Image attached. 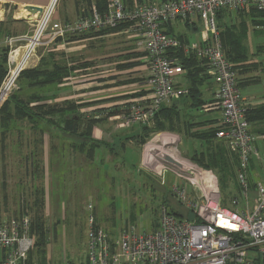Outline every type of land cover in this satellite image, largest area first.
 I'll return each instance as SVG.
<instances>
[{"label":"built area","instance_id":"built-area-1","mask_svg":"<svg viewBox=\"0 0 264 264\" xmlns=\"http://www.w3.org/2000/svg\"><path fill=\"white\" fill-rule=\"evenodd\" d=\"M59 2L51 0L42 14H28L27 21L36 24L32 36L6 40L8 68L0 86V110L18 90L21 73L40 48L69 36L130 24L145 53L141 62L152 97L123 115L120 128L149 124L162 107L188 94L187 88L181 89L178 84L184 70L168 53L179 49L196 54L216 86L213 101L205 109L221 113L216 135L236 155L239 197L245 202L241 208L224 207L216 197L215 177L208 174L204 178L200 170L191 169L194 177L190 184L195 195L189 197L182 186H174L173 194L184 211L172 213L163 206L158 228L152 233L125 232L114 241L91 217L85 264H257V258L264 257V180L251 184V178L264 174V150L257 147L258 138L248 120L246 99L238 86L239 73L227 60L219 39L217 13L223 9L264 12V0H134L130 7L123 0H108L105 12L93 6L88 14L83 12L76 20L66 22L55 19ZM179 22L190 26L201 23L202 45L183 43L168 32ZM256 165L260 171H253ZM34 247L28 216L0 220V264H33Z\"/></svg>","mask_w":264,"mask_h":264},{"label":"rangeland","instance_id":"rangeland-1","mask_svg":"<svg viewBox=\"0 0 264 264\" xmlns=\"http://www.w3.org/2000/svg\"><path fill=\"white\" fill-rule=\"evenodd\" d=\"M76 1L60 0L56 18L71 13V6L73 3L76 4ZM144 1L147 0L141 3ZM149 1L158 2L160 0ZM78 2L80 8L88 7L82 0ZM252 13L249 12L248 15ZM252 15L253 18L251 16L238 18L232 15L231 23H226L229 26L236 25L240 30L242 24H247L245 38L240 37L242 35L240 31L237 32L248 54L246 64H258L257 71L264 72V13ZM32 25L30 36L33 35L36 24ZM181 26V34L191 41H198L200 33L203 34V26L199 27L197 34L185 25ZM118 30L133 34L136 32L129 25L122 26ZM128 42L126 35L95 31L58 39L53 44L40 48L37 56L42 58L54 55L55 57H52L50 62L63 60L66 65H73L77 68L76 78L83 80L99 76L96 67L98 58L102 56H105V63H107L103 67L106 69V74H109L107 69H120L117 65L123 62L121 53L124 52V46ZM22 54L23 51L19 54V58ZM34 59L38 58L34 57ZM252 69L251 67L248 71ZM238 70L239 74L242 72H245V74L242 73L245 76L249 74L240 68ZM181 87H183L181 89H186L184 85ZM254 87L256 86H253L251 90H241L242 96L263 90V85L262 88ZM50 88L56 90L55 86ZM203 92V96L207 99V85L203 86ZM188 95L186 93L176 101L180 102L175 104L176 109L180 110V120L175 131L160 130L158 122L154 119L149 126L153 132L142 146L136 143L129 144L122 156L117 149L111 150L112 152L107 149L102 153L97 152L95 158L88 162L82 155H77L80 161L76 163L73 162V158L78 153H73L71 150L73 148L70 149L69 144L79 143V140L66 139L62 147L53 152L45 180L39 179L38 181L35 177L31 188L26 189V194L1 195L0 218H15L21 212L22 203L35 202V196L32 193L39 191L37 188L41 186L45 188L46 210L43 204L29 211L32 217L35 216L34 223H38L43 230L48 232L47 243L43 245L37 243L39 237L35 235L36 246L32 256L34 262L38 264H85L88 258V231L91 217H94L96 225L101 227L114 241H118L125 232L136 234L154 232L158 227L164 204H169L178 213L184 211L178 206L176 198L172 196L174 186H182L189 197L195 195L190 184L194 177L191 169L200 170L204 178L208 174L215 177L216 197L220 199L224 207L233 209L245 206L244 200L239 197L241 190L237 180L238 161L235 153L218 138L215 141L210 140L204 143L202 139L196 138L200 133L206 132L197 123L208 121L216 123L221 118V113L213 109L211 111L201 110L198 107V109H182V104L188 101ZM213 127L217 129L218 125L215 124ZM172 141H175L174 145H169L168 143ZM216 146L223 148L225 152V166L206 167L194 160L196 156L203 153L204 162L207 164L212 149ZM142 154V160H140ZM165 155H174L176 158L174 159L184 166L180 168L168 164L164 159ZM253 171H260V167L256 165ZM197 179L200 181L201 177ZM255 180L256 182L264 180V174L251 178V184H254ZM11 190L15 191L12 187ZM40 198L42 197L39 193L36 199Z\"/></svg>","mask_w":264,"mask_h":264},{"label":"crops","instance_id":"crops-1","mask_svg":"<svg viewBox=\"0 0 264 264\" xmlns=\"http://www.w3.org/2000/svg\"><path fill=\"white\" fill-rule=\"evenodd\" d=\"M50 1L0 0V53H2V50L8 49L6 43L8 38H17L32 32L33 25L27 21L29 13L25 10V7L39 6L45 8L49 5ZM71 8V13L61 15V17L58 16V19L55 16V19L66 22L79 18L80 11H78L77 5L73 3ZM182 24L197 34L199 27L202 26L201 23L190 26L186 23L179 22L170 29L173 30L177 38H182L188 44L194 43L197 46L202 45L204 41V30L203 34L202 32L200 33L198 41H191L181 34L182 31L180 28ZM118 34L126 35L129 41L124 46V52L121 53V55L123 54V62L117 65V68L122 65H126L125 67L115 70L107 69L109 74H106V69L103 67L107 63H105V56H102L98 58L99 61L96 67L98 69L96 72L99 76L79 80L76 78V72H74L70 78L64 80V83L56 86L55 91L51 90V92L45 94L49 97L47 101L38 104H45V111L48 110L49 106L56 105L58 108H62L66 103H73L78 106L88 105L79 109L82 121L92 117L91 114L93 112L95 114L96 112L99 113V111L100 113L101 111L108 113L114 110V114L109 118L103 115L101 116L104 120L94 126L92 136L98 141L113 145L115 149L119 150L122 156L126 152L129 144L136 143L138 145L137 137L142 134L143 127H149L152 122L144 125L137 124L131 128L123 129L119 126L120 119L133 108L139 107L145 101L151 99L152 94L148 84L147 71L141 62L144 55L138 46V33L135 32L133 34L126 31H119ZM36 57L38 59L33 58L27 69H33L39 65L41 56ZM127 65L130 66L128 67ZM252 68V71L247 70V74L249 73L247 76L244 75L245 73L239 76V80L243 84L240 88L241 90H251L253 86H256L254 88H262L263 85L261 92L252 93L248 91L250 94L244 96L247 107L255 110L261 107L264 108V72L257 71L258 64H256V68L254 66ZM178 84L187 86L184 75L178 77ZM204 85H207L208 97L205 99V96H203V98L206 101H210L213 97L215 84L213 81L208 80ZM28 94H31V92ZM38 104H32L30 107L37 106ZM18 109L15 107L9 109L8 113L12 114V119L7 118L4 114L0 115V195L3 196L15 193L26 194V189L28 187L31 188V183L34 181V170L39 169V172L42 174L40 180H45L49 164L52 162L53 152L62 147L66 139L79 140L77 136H72L64 131L65 118L62 114H56L54 116L38 112V115L35 114L33 118L25 114L23 119H19L16 116ZM27 110L31 109L29 108ZM24 113H27L26 110H24ZM220 119L216 123L213 121H208L209 123H196L206 125L204 127L201 126V128L206 130L217 124ZM251 129L258 138L257 147L264 150V121L254 122L251 124ZM128 138L131 140H128ZM173 142L175 141L169 142L168 144L170 145ZM72 144L69 145L72 146ZM71 150L73 153H76L73 149ZM102 151H106V149L99 148L96 153H102ZM77 155L80 154L78 153L74 156V163L80 161V157ZM142 156L143 154L140 155V160H142ZM86 161L88 162L87 158ZM10 186L15 191L11 190Z\"/></svg>","mask_w":264,"mask_h":264},{"label":"trees","instance_id":"trees-1","mask_svg":"<svg viewBox=\"0 0 264 264\" xmlns=\"http://www.w3.org/2000/svg\"><path fill=\"white\" fill-rule=\"evenodd\" d=\"M127 1H131L133 5V0H123V3L126 6L128 7L132 6L130 5L131 2L127 3ZM142 1L143 0H138L139 3H141ZM79 2L77 0L76 5L78 11H80V16H82L83 12L88 14L93 6H96L99 12H105L107 8L108 0H94V1L82 0V2H84L88 6L84 8L79 7L80 6V4H78ZM249 12H253L252 14L254 15L261 13L254 9H249L247 11H242V12H229L228 10L223 9L217 13V27L219 31V39L223 46V50L225 52L227 60L233 64L234 68L237 69L238 73H239L238 70L239 68L242 69L243 71H247L252 66L256 68V64H248V63L246 64V62L248 61V54H246L245 48L242 45V38H245L247 35V24L245 23L242 24L240 30L236 25L229 26L227 23H231L230 21H232L233 19L232 15L233 16L235 15L234 17H238V18L239 17L246 18L248 16L249 17L251 16L253 18L252 14L248 15ZM126 25L130 26V24L126 23V24H121L116 28H108L101 30L99 32L108 31V32L118 33L119 32L118 29ZM187 25L189 24L187 23ZM170 28L168 32L176 37L173 30ZM239 31L242 34L240 36L242 37L241 39L240 37L238 38L237 35V32ZM180 40L183 43H188L185 40H182V38H180ZM8 52H9V48L2 50V53H0V86L7 74ZM168 54L170 57L175 58L176 61L182 66L184 70L183 75L185 76L187 82L186 88L189 92L188 101L182 104L181 108L188 110L198 107L199 109L201 108V110H204L213 101L212 99L210 101L209 100L206 101L203 98L202 88L204 84L208 80L213 81L212 77L208 75L207 67L205 65L203 66L204 64L203 61L198 56H196V54L186 53L183 50H179V49L172 50ZM48 56L49 57L43 56L37 67L33 69H26L21 73L18 79L19 89L15 91L13 95L9 98V100L4 104V106L0 110V115L4 114L7 118L12 119L13 118L12 114L8 113L11 107L19 108L18 112H16V116L19 119H23L25 114H28L29 117L33 118L35 117L34 116L35 114L38 115V112H42V114L54 115V116L56 114L57 115L62 114L63 117L65 118L64 127H63L64 131L72 136L73 135L77 136L80 140L79 143H73L72 146H70L73 148L74 152L83 155L85 159L87 158V160H93L95 158L96 151L99 148H105L106 150L109 149V151L115 149L113 145H110L103 141H98L94 139L92 136V130L94 126L104 120V118H102L101 116L103 115L106 116V118H109L114 114V110H112L111 112L109 111L108 113L104 111H101L100 113L99 111V113L96 112L95 114V112H93L91 114L92 117L88 118V120L82 121V117L80 116L81 114L79 112V109L88 105L78 106L73 103H66L62 108H58L56 105H54V106H49L48 110L45 111L46 108L45 104L42 105L38 104L40 102L47 101L49 99V97H47L45 94L47 92H51L50 87L52 86L56 87L61 85L62 83H64L65 79L70 78L72 74L77 70V68H75L73 65L71 66L66 65L63 60L50 62L52 57L55 56L54 55H48ZM125 66L126 65H122L119 66V68H123ZM127 66L129 67L130 65ZM242 85L243 84H241L239 80V85H238L239 89L242 87ZM29 92H31V94H28ZM177 103L180 102L175 101L171 105L162 107V109L156 114L155 121L158 122V128L160 130L163 131L176 130V127L180 120V116H179L180 110L178 111L175 107V104ZM32 104H38V105L34 107H30ZM29 108L31 110H27ZM24 110H26L27 113H24ZM97 115L99 116V118H96L98 117ZM247 116L250 124H253L254 122H262L264 121V108L261 107L255 110H251L248 108ZM219 122L217 123L218 125L217 129H214V127H210L208 130H204L206 132H202L198 136H196V138L202 139L203 143L210 140L215 141L217 139V135H216L217 131L220 128ZM198 125L200 127L206 126L204 124H198ZM209 131L212 132L208 133ZM152 132L153 130L151 127L144 126L142 130V134L139 137H137L138 144L142 146L144 141L148 138V136H150ZM128 140L131 139L128 138ZM197 157H199V159H197ZM204 157H205L204 154L201 153L199 156H196L194 160L202 165H205L206 167L208 166L219 167L220 165L225 166L226 164L225 152L223 148L219 146H216L215 148L212 149V154H210L209 162L207 164L206 162H204ZM33 167H35V165H33ZM34 172H35L34 178L36 177L39 180L42 177V174L39 172V169L34 170ZM37 189H39V191L32 193V195L35 196V202L34 201L33 203H31L30 201H28L27 203L23 202L22 207L20 208L21 212L15 218H21L22 216H24L23 214H26V216L30 218V235L33 237L34 241H35V235L38 236L39 240L37 241V243L39 245H43L47 243L48 232L46 230H43L42 226L38 225V223H34L33 218L35 216L32 217L29 213V211H33L36 207L43 204H44V209L46 210L45 188H42L41 186L40 188ZM39 193L41 194L42 198L36 199ZM172 196L175 197L173 192H172ZM163 206L169 207L170 212L176 213V211L174 210L175 208L171 207L169 204H164ZM178 206L180 207V205ZM188 218L190 219L192 218V215L190 213H188ZM156 229L154 231H156ZM32 256H33V251L31 252V260H32ZM32 263L38 264L33 260ZM257 264H264V257H258Z\"/></svg>","mask_w":264,"mask_h":264},{"label":"water","instance_id":"water-1","mask_svg":"<svg viewBox=\"0 0 264 264\" xmlns=\"http://www.w3.org/2000/svg\"><path fill=\"white\" fill-rule=\"evenodd\" d=\"M25 10L29 13V14H31V15H33V16H35V15H37V14H42L43 12H44V8H42V7H37V6H27V7H25ZM164 159H165V161L168 163V164H172V165H175V166H177V167H183V165L181 164V162H178L177 160H175L172 156H170V155H165L164 156Z\"/></svg>","mask_w":264,"mask_h":264},{"label":"bare ground","instance_id":"bare-ground-1","mask_svg":"<svg viewBox=\"0 0 264 264\" xmlns=\"http://www.w3.org/2000/svg\"><path fill=\"white\" fill-rule=\"evenodd\" d=\"M174 143H175V142H173V143H170V145H171V144H172V145H174ZM171 156H172V155H171ZM172 157H173V158H175L174 156H172ZM175 159H176V158H175Z\"/></svg>","mask_w":264,"mask_h":264}]
</instances>
